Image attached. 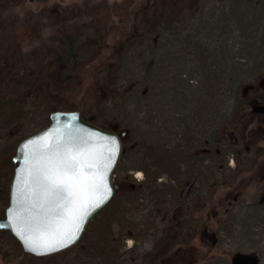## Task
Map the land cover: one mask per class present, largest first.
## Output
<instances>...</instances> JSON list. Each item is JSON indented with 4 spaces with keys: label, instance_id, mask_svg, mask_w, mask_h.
<instances>
[{
    "label": "rangeland",
    "instance_id": "374dc122",
    "mask_svg": "<svg viewBox=\"0 0 264 264\" xmlns=\"http://www.w3.org/2000/svg\"><path fill=\"white\" fill-rule=\"evenodd\" d=\"M159 4L0 0V219L16 148L52 111L128 131L121 188L81 240L36 257L0 229V264H264V0Z\"/></svg>",
    "mask_w": 264,
    "mask_h": 264
},
{
    "label": "water",
    "instance_id": "95a60500",
    "mask_svg": "<svg viewBox=\"0 0 264 264\" xmlns=\"http://www.w3.org/2000/svg\"><path fill=\"white\" fill-rule=\"evenodd\" d=\"M49 118L47 127L22 139L16 148L12 157L9 204L0 219V229L11 233L24 253L36 257L56 255L76 245L90 220L111 201L119 188L114 176L123 152V139L128 133L101 127L84 118L79 110L56 109ZM70 156L77 157L86 175L103 177L107 199L94 210L89 207L74 242L52 251H33L25 242L26 237L46 238L68 219L72 203L54 197L42 177L58 173L61 162ZM89 164L93 167L89 168ZM233 263L257 264V260L238 255Z\"/></svg>",
    "mask_w": 264,
    "mask_h": 264
},
{
    "label": "snow or ice",
    "instance_id": "6c2138e0",
    "mask_svg": "<svg viewBox=\"0 0 264 264\" xmlns=\"http://www.w3.org/2000/svg\"><path fill=\"white\" fill-rule=\"evenodd\" d=\"M88 167L91 168L93 165L89 164ZM59 168L58 173L44 176L42 179L54 197L69 200L73 206L66 222L50 232L46 238L43 236L39 240L25 238V242L33 251H52L56 247H66L74 242L81 227L80 221L88 214L89 207L94 210L107 199L103 177L86 175L77 157H68L61 162Z\"/></svg>",
    "mask_w": 264,
    "mask_h": 264
},
{
    "label": "trees",
    "instance_id": "16d2710c",
    "mask_svg": "<svg viewBox=\"0 0 264 264\" xmlns=\"http://www.w3.org/2000/svg\"><path fill=\"white\" fill-rule=\"evenodd\" d=\"M160 1H163V2H166V3H170L171 1H173V0H142V4H143V7H145V9L147 10V11H149L150 10V6L151 5H153V6H156V7H159L160 6V4H159V2ZM152 8V7H151ZM108 9H109V5L106 3V2H100L99 3V7H98V9H96L95 10V12H94V16H93V21L96 23V25H101V24H105L106 23V20L107 19H109V11H108ZM93 13V12H92ZM66 36H68V33H67V35ZM101 38H103V35H102V37ZM102 44H100L99 45V47L97 48V52L98 51H100L101 49H102V47H104V45H102V47H100ZM73 48H74V44L73 43H71V47L66 51V52H60L59 54H58V57L61 59V60H63V62H68V61H70V59H71V57L73 56L71 53L73 52L72 50H73ZM106 50H109L110 49V47H108V46H105L104 47ZM72 60H78V57L77 56H75ZM71 60V61H72ZM92 60V59H91ZM70 61V62H71ZM90 61V60H89ZM1 62V61H0ZM5 62V64L6 63H8V62H6V61H4ZM80 67V66H79ZM78 68V67H77ZM76 75V78L78 79V81H79V84H80V86L82 87V85L84 84V78H85V73H84V69L83 70H81V72H80V74H75ZM83 97V96H82ZM82 99V98H81ZM74 101V100H73ZM71 102V101H68V102H65V103H63V104H61V106L62 107H67V105L69 106V105H75V106H77L78 107V109H84V106L86 105L84 102H82V101H75V102ZM254 108V110L256 111V112H263L264 111V106H263V104H261L260 102H256V100H253V105H252ZM261 108H262V110H261ZM261 110V111H260ZM241 125L240 124H237V128L239 129V127H240ZM245 129H247V127H244ZM243 128V129H244ZM121 188V186H119V188L118 189H120ZM117 189V190H118ZM116 190V191H117ZM112 201V200H111ZM110 201V202H111ZM110 202L104 207V208H102L101 209V211L102 210H104L106 207H108L109 206V204H110ZM93 219H94V217L90 220V222H89V224H88V226H87V228H86V230H85V232H87L90 228H91V226H92V222H93ZM165 259H162L161 260V264H165L166 263V260L164 261Z\"/></svg>",
    "mask_w": 264,
    "mask_h": 264
}]
</instances>
